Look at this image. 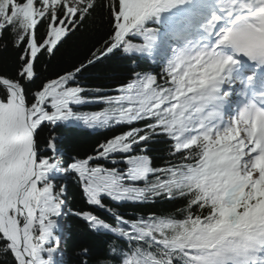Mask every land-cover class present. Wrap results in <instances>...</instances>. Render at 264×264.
I'll return each mask as SVG.
<instances>
[{
	"label": "snow or ice",
	"instance_id": "snow-or-ice-1",
	"mask_svg": "<svg viewBox=\"0 0 264 264\" xmlns=\"http://www.w3.org/2000/svg\"><path fill=\"white\" fill-rule=\"evenodd\" d=\"M90 23L97 43L53 65ZM9 51L0 264H66L73 217L75 264H264V0H0ZM106 61L126 71L89 85ZM71 128L112 134L82 154Z\"/></svg>",
	"mask_w": 264,
	"mask_h": 264
},
{
	"label": "trees",
	"instance_id": "trees-1",
	"mask_svg": "<svg viewBox=\"0 0 264 264\" xmlns=\"http://www.w3.org/2000/svg\"><path fill=\"white\" fill-rule=\"evenodd\" d=\"M102 34V30L97 25L90 23L86 32L68 39L61 52L57 53V57L53 60V65L71 61L74 57H83L87 54L88 48L93 44H96ZM14 56L15 53L12 51L0 52V63L5 61L11 62ZM124 71H126V69L121 67L119 62L106 61L104 66L98 67L96 70H93L90 74H88L87 82L91 86L107 84L108 78L111 77L113 73L118 75ZM58 132L60 134L66 135L68 141L73 144V146L76 147L82 154L88 153L91 148L96 145V143L104 139L105 136L112 134L111 132H101L99 130L85 128L58 129ZM157 155H162V153H157ZM161 162L162 161H157V163ZM65 182L69 184L70 193H75L76 189L71 180ZM175 206L179 207V204H176ZM70 207L77 210L83 207V204L78 196H75V198L72 199ZM155 208L171 210L173 205L168 203L157 204ZM149 210H153V206L128 205L122 209V211H126L129 214L138 212L146 213ZM67 223L70 224L71 227L67 230L70 234V238L63 245L65 253L64 260L66 261V264H75L76 255L80 251L81 244L83 243L84 246H87L86 241L89 238L83 234L84 226L79 220L73 217L69 218ZM93 243L98 242L93 241Z\"/></svg>",
	"mask_w": 264,
	"mask_h": 264
}]
</instances>
